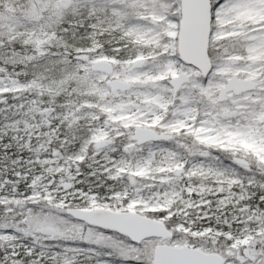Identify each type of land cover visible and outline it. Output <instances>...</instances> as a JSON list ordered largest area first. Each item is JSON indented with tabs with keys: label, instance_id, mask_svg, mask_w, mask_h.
Here are the masks:
<instances>
[{
	"label": "snow or ice",
	"instance_id": "6c2138e0",
	"mask_svg": "<svg viewBox=\"0 0 264 264\" xmlns=\"http://www.w3.org/2000/svg\"><path fill=\"white\" fill-rule=\"evenodd\" d=\"M0 264H264V0H0Z\"/></svg>",
	"mask_w": 264,
	"mask_h": 264
}]
</instances>
